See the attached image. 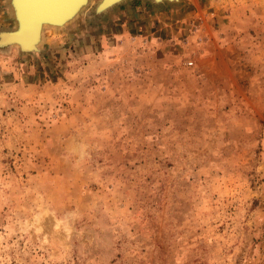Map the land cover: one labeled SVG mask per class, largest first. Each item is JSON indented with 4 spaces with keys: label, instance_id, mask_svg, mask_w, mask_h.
<instances>
[{
    "label": "rangeland",
    "instance_id": "obj_1",
    "mask_svg": "<svg viewBox=\"0 0 264 264\" xmlns=\"http://www.w3.org/2000/svg\"><path fill=\"white\" fill-rule=\"evenodd\" d=\"M97 2L0 48V264H264V0Z\"/></svg>",
    "mask_w": 264,
    "mask_h": 264
},
{
    "label": "water",
    "instance_id": "obj_2",
    "mask_svg": "<svg viewBox=\"0 0 264 264\" xmlns=\"http://www.w3.org/2000/svg\"><path fill=\"white\" fill-rule=\"evenodd\" d=\"M12 1H10V7H11V10L13 11L12 14H13L15 26L11 30H1L0 31V48L17 44L19 46L18 49L20 51L33 52V53L40 52V47H39L40 44L36 45V43H33V42L32 43L23 42L22 39H19V37H17V36L22 35L23 32H25L26 26L28 25V21L30 19H33L32 24H34L33 26L36 30L38 29L37 27L38 19L59 22L60 20L72 14L73 10L77 8L80 4L85 3V6L88 5L87 4L88 0H70V3L65 7V9L58 11L56 9L57 6L65 2L66 0H25V1L16 0V3H17L16 8L12 7V4H14V0ZM121 1L123 0H98V2L94 6V12L96 14H100L104 12L105 10L111 8L112 5L116 3H120ZM152 1L153 2H165V1L166 2H177L180 0H152ZM69 17H71V15ZM73 18H71L70 21ZM25 37H21V38L24 39Z\"/></svg>",
    "mask_w": 264,
    "mask_h": 264
},
{
    "label": "bare ground",
    "instance_id": "obj_3",
    "mask_svg": "<svg viewBox=\"0 0 264 264\" xmlns=\"http://www.w3.org/2000/svg\"><path fill=\"white\" fill-rule=\"evenodd\" d=\"M10 1H12V0H10ZM25 1V0H24ZM123 1H125V0H123ZM123 1H121V2H123ZM88 3L87 4H89V2H90V0H88L87 1ZM120 2V3H121ZM12 3H13V1H12ZM70 3V0H66L65 2H63L62 4H60V5H58L57 6V10L58 11H61V10H63V9H65V7L68 5ZM117 4H119V3H116V4H114V5H112L111 7H113V6H115V5H117ZM107 5H109V4H107ZM85 3H82V4H80L77 8H75L74 10H73V12H72V14H70L71 15V17H69V16H67L66 18H64V19H62V20H60L59 22H54V21H46V20H40V19H38V21H37V27H38V29H36L35 30V28H34V24H32V22H33V19H30L29 21H28V25L26 26V30H25V32H23V34L22 35H20V36H17V37H19V39H22V41L23 42H33V43H36V45H39L40 44V41L42 40V36H43V30H44V28H46V27H63L64 25H66L67 23H69L70 22V19L71 18H73L76 14H78V12H80L81 10H83L85 7ZM12 7H17V3H16V0H14V4H12ZM84 7V8H83ZM76 17V16H75ZM21 32V31H20ZM26 33V34H25ZM19 35V34H18ZM26 36V37H25ZM21 37H25L24 39L23 38H21ZM11 43H13V42H11ZM14 45H17V44H14ZM18 46V45H17ZM19 47V46H18Z\"/></svg>",
    "mask_w": 264,
    "mask_h": 264
},
{
    "label": "trees",
    "instance_id": "obj_4",
    "mask_svg": "<svg viewBox=\"0 0 264 264\" xmlns=\"http://www.w3.org/2000/svg\"><path fill=\"white\" fill-rule=\"evenodd\" d=\"M133 1L135 6L139 5L140 0H133Z\"/></svg>",
    "mask_w": 264,
    "mask_h": 264
},
{
    "label": "built area",
    "instance_id": "obj_5",
    "mask_svg": "<svg viewBox=\"0 0 264 264\" xmlns=\"http://www.w3.org/2000/svg\"><path fill=\"white\" fill-rule=\"evenodd\" d=\"M193 64V61H188V65H192Z\"/></svg>",
    "mask_w": 264,
    "mask_h": 264
}]
</instances>
